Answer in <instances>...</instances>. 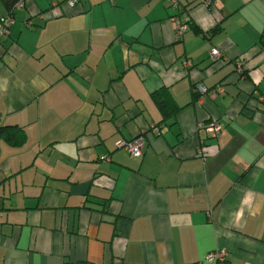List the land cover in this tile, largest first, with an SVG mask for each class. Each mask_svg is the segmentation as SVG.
Listing matches in <instances>:
<instances>
[{
    "label": "crops",
    "instance_id": "0c3cea01",
    "mask_svg": "<svg viewBox=\"0 0 264 264\" xmlns=\"http://www.w3.org/2000/svg\"><path fill=\"white\" fill-rule=\"evenodd\" d=\"M176 2L0 0V264H264V0Z\"/></svg>",
    "mask_w": 264,
    "mask_h": 264
},
{
    "label": "built area",
    "instance_id": "2783aa9c",
    "mask_svg": "<svg viewBox=\"0 0 264 264\" xmlns=\"http://www.w3.org/2000/svg\"><path fill=\"white\" fill-rule=\"evenodd\" d=\"M75 2V0H68V3L72 5ZM201 3L204 5H209L210 0H200ZM23 5L22 1L18 2L16 4V7H21ZM171 6L173 7H178V3L176 0H171ZM188 16L187 15H181L176 17L175 21V33L176 37L180 38L183 34V32L187 29V24H188ZM12 23V17L9 15L1 16L0 17V36H4L5 34L8 33V27ZM222 55L221 51L217 48H212L209 52V56L212 60H216L220 58ZM238 71L242 70V64L237 63L236 65ZM194 91L198 92L200 94L204 93H209L212 94L213 91L209 90L207 87H205L202 84H197L194 87ZM215 92H222V87L217 86L215 89ZM205 132L211 134L212 136H217L221 131H222V126L217 123V122H211L208 124H205L202 126ZM154 131L157 132L156 128H153ZM116 146L118 148L124 149L130 156L134 158H139L142 156L144 150H145V136L144 133H140L136 137L130 139V140H125V139H119L116 143ZM103 159H107V157H102ZM227 252L225 250H216V251H211L208 252L204 259L209 262H222L226 260Z\"/></svg>",
    "mask_w": 264,
    "mask_h": 264
},
{
    "label": "trees",
    "instance_id": "16d2710c",
    "mask_svg": "<svg viewBox=\"0 0 264 264\" xmlns=\"http://www.w3.org/2000/svg\"><path fill=\"white\" fill-rule=\"evenodd\" d=\"M22 0H1L3 6L8 10V12H13L16 8V4ZM154 101L163 116V121L173 117L176 112L175 106H170L172 101L170 100V95L166 91H157L153 94ZM169 101V102H168ZM170 104V105H169ZM7 136V140L13 144L16 139L19 141L23 138V132L21 129H16L15 127H0V136Z\"/></svg>",
    "mask_w": 264,
    "mask_h": 264
}]
</instances>
